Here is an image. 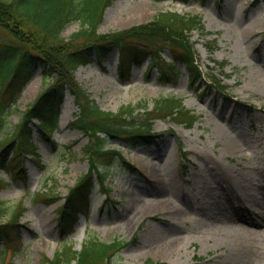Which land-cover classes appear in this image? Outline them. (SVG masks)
Returning <instances> with one entry per match:
<instances>
[{
  "label": "rangeland",
  "instance_id": "1",
  "mask_svg": "<svg viewBox=\"0 0 264 264\" xmlns=\"http://www.w3.org/2000/svg\"><path fill=\"white\" fill-rule=\"evenodd\" d=\"M162 11L200 17L204 32L193 31L190 40L202 82L191 83L180 65L175 86L161 85L155 72L147 75V60L132 66L123 80L116 50L102 63L79 66L74 76L103 111L116 113L130 105L143 113L151 111L155 100L172 98L198 121L188 128L168 116L148 115L153 117L150 132L158 135L155 144H111L109 149L121 151L136 173L112 168L103 182L94 173L88 208L77 216L71 234L62 236L60 211L76 179L88 171L82 154L87 137L68 126L76 107L66 92L52 143L35 136L38 162L27 154L21 177L12 179L0 170V178L10 180L0 191V202L8 207L0 221L14 216L21 226V250L8 252L5 264H41L63 242L79 251L89 237L103 243L133 240L114 256L118 264H264V226L250 227L247 234L237 230L244 225L239 220L255 212L264 218V205L256 204L264 201V88L258 82L264 76V0H114L96 34L146 23ZM78 30V23H72L61 37L69 42ZM86 41L79 38L77 44ZM164 57L170 59L168 52ZM213 79L222 88L207 89ZM47 86L37 69L4 124L0 141ZM144 104L145 109L138 106ZM237 197L235 204H243L250 214L240 217L233 209V218L216 215L221 204ZM161 201L170 209H161ZM229 233L240 241L238 252L227 242Z\"/></svg>",
  "mask_w": 264,
  "mask_h": 264
},
{
  "label": "trees",
  "instance_id": "2",
  "mask_svg": "<svg viewBox=\"0 0 264 264\" xmlns=\"http://www.w3.org/2000/svg\"><path fill=\"white\" fill-rule=\"evenodd\" d=\"M113 1L0 0V133L37 69L43 84H48L25 109L12 132L0 141V170L12 179L21 177L27 154L38 162L35 136L52 143L49 139L57 127L66 91L73 97L76 107L74 119L68 126L87 137L82 154L88 161V171L76 179L75 189L60 211L62 236L71 234L77 216L88 208L93 188L90 177L94 173L103 182L112 168L136 172L121 151L109 149L111 144L122 147L155 144L158 136L150 132L153 117L168 116L174 123L188 128L198 121V116L187 110L181 101L172 98L155 100L151 111L143 113H136L137 108L130 105L121 107L116 113L103 111L77 82L74 73L79 66L94 60L102 63L114 50L118 52V69L123 80L129 78L132 66L147 60V75L155 72L161 85L175 86L180 65L189 73L191 83L202 82V73L195 63L194 44L190 40L193 31L204 32L199 16L162 11L146 23L109 35H97L96 27L103 12ZM72 23H78L79 30L65 42L61 34ZM79 38L87 41L77 44ZM165 52L170 59L164 57ZM223 65L225 63L220 64ZM210 83L207 89L222 88L215 79ZM189 87L197 89L196 86ZM138 106L146 107L145 104ZM148 115L153 117L147 118ZM9 181L0 178V191L9 185ZM7 213L8 207L0 202V219ZM13 217L9 221H0L1 264H5L8 252L15 254L22 247L21 226ZM132 241L103 243L89 237L79 251L63 242L53 257L42 258L41 264H118L113 261L114 256ZM146 264L158 263L148 261Z\"/></svg>",
  "mask_w": 264,
  "mask_h": 264
},
{
  "label": "bare ground",
  "instance_id": "3",
  "mask_svg": "<svg viewBox=\"0 0 264 264\" xmlns=\"http://www.w3.org/2000/svg\"><path fill=\"white\" fill-rule=\"evenodd\" d=\"M254 33V32H253ZM255 34V33H254ZM250 36H252V32H250ZM258 82L261 84V87L264 88V76L262 77V79H258ZM222 180V179H221ZM231 201L227 204V205H223L221 204L217 209H216V215L220 218L226 219V218H233L234 214L232 212L233 209L237 210L240 214V217H242V215L245 213V215L250 214V210H246L244 209V205H237L235 203H238V197L234 198V199H230ZM244 203V202H243ZM161 209H170L169 206L167 205V203L165 201H161ZM257 206L262 207L264 205V201H257L256 202ZM241 221L242 224H244L242 227L238 228V232L240 234L245 233L247 234L248 229H250V227L253 226H257V225H261L264 226V218H262V216H260V214H258L257 212H255L253 214V217H250L248 220L246 219H242L239 220ZM231 241L229 243V246H231L232 250L234 252H238L239 248H240V241H238L235 236L234 233H229L227 236V242ZM241 255V261H243V254Z\"/></svg>",
  "mask_w": 264,
  "mask_h": 264
}]
</instances>
